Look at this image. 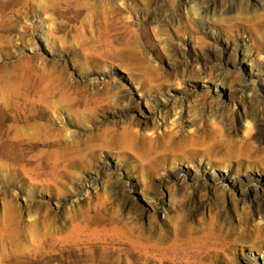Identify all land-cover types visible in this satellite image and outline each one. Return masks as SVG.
I'll return each instance as SVG.
<instances>
[{"label":"rangeland","instance_id":"obj_1","mask_svg":"<svg viewBox=\"0 0 264 264\" xmlns=\"http://www.w3.org/2000/svg\"><path fill=\"white\" fill-rule=\"evenodd\" d=\"M163 261L264 264V0H0V264Z\"/></svg>","mask_w":264,"mask_h":264},{"label":"bare ground","instance_id":"obj_2","mask_svg":"<svg viewBox=\"0 0 264 264\" xmlns=\"http://www.w3.org/2000/svg\"><path fill=\"white\" fill-rule=\"evenodd\" d=\"M53 82H55V81H53ZM93 82H95L94 81V79H91V80H89L88 81V85H90L91 87H94L95 85H94V83ZM22 84V80H20V78H19V76L18 77H16L13 81H12V83H11V89H12V91L13 92H10V95L13 97V99H12V101H13V107L11 108V109H9L8 111H10L9 112V119L10 118H12V119H22L23 118V116H22V114H21V112H22V110H20L19 111V108H20V106H21V104H20V102H19V97L18 96H20V93H18L19 92V90H20V88H21V85ZM54 84V83H53ZM52 84V85H53ZM115 88V87H114ZM57 89H59V87L57 88ZM92 89V88H91ZM50 90H51V88H49V92H50ZM62 90V89H61ZM60 90V91H61ZM93 90V89H92ZM83 93H85V89H83ZM116 94H117V92H115V96H116ZM121 95V94H120ZM68 96V95H67ZM68 98V97H67ZM71 98V99H70ZM69 100L72 102V96L71 95H69ZM77 105H79V104H77V103H75V104H73L72 105V107H76ZM6 106V105H5ZM43 115H44V113L42 112V111H39V116H40V118H42L43 117ZM128 144V143H127ZM129 147H130V145H129ZM36 158H37V156H36ZM48 158H49V156H46V158L45 159H40L39 160V162H38V166H39V168H40V170L39 169H37V170H39L40 171V173H38L37 175L38 176H40V175H44L43 173H44V171H48V169H47V167H49L48 166V164H47V160H48ZM37 161V160H36ZM36 161H35V163H36ZM29 163V162H28ZM31 163V162H30ZM36 165V164H35ZM36 168V167H35ZM47 175H48V173H47ZM46 175V176H47ZM45 176V175H44ZM48 179L47 178H43V180L42 181H47ZM111 222L112 223H110V225H112L113 223H114V219H112L111 220ZM119 229H121V228H119ZM124 230V229H123ZM126 230V229H125ZM120 231V230H119ZM118 231V232H119ZM121 232H122V230H121ZM126 233H127V231H125ZM125 233V234H126ZM124 235V234H123ZM127 235V234H126ZM125 235V236H126ZM187 238V237H186ZM186 238H184V236H175L173 239H172V241L171 242H173V244L171 245V247H172V249H175V250H182V251H185V249L184 248H178L179 247V244H177V241H179V243H180V240L181 239H186ZM188 239V238H187ZM190 242H196V243H198L199 241H198V238H195V240H194V238H193V240H191V238H189L188 239ZM182 241V240H181ZM185 244H186V242H185ZM152 248H155V249H161V248H157V246L156 247H152ZM145 250V249H144ZM147 250V249H146ZM145 250V251H146ZM150 249H148V251H149ZM148 251H146L147 253H145L144 252V256H146L147 254H148ZM90 264H98V263H90ZM160 264H167V262H165V261H163L162 263H160Z\"/></svg>","mask_w":264,"mask_h":264}]
</instances>
